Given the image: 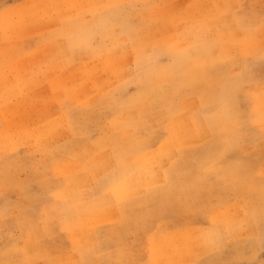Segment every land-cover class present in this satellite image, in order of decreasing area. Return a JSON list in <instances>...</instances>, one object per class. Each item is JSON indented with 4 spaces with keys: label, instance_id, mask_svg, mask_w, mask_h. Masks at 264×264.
Segmentation results:
<instances>
[{
    "label": "rangeland",
    "instance_id": "374dc122",
    "mask_svg": "<svg viewBox=\"0 0 264 264\" xmlns=\"http://www.w3.org/2000/svg\"><path fill=\"white\" fill-rule=\"evenodd\" d=\"M0 264H264V0H0Z\"/></svg>",
    "mask_w": 264,
    "mask_h": 264
},
{
    "label": "bare ground",
    "instance_id": "6f19581e",
    "mask_svg": "<svg viewBox=\"0 0 264 264\" xmlns=\"http://www.w3.org/2000/svg\"><path fill=\"white\" fill-rule=\"evenodd\" d=\"M60 6V5H59ZM63 6V5H62ZM43 7V6H42ZM64 12H65V10H64ZM71 12V11H70ZM62 13V12H61ZM66 13H67V11H66ZM98 82V81H97Z\"/></svg>",
    "mask_w": 264,
    "mask_h": 264
}]
</instances>
